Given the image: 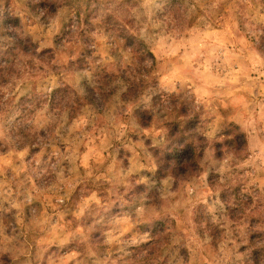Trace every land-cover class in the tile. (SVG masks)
I'll use <instances>...</instances> for the list:
<instances>
[{
    "label": "rangeland",
    "instance_id": "1",
    "mask_svg": "<svg viewBox=\"0 0 264 264\" xmlns=\"http://www.w3.org/2000/svg\"><path fill=\"white\" fill-rule=\"evenodd\" d=\"M0 264H264V0H0Z\"/></svg>",
    "mask_w": 264,
    "mask_h": 264
},
{
    "label": "trees",
    "instance_id": "2",
    "mask_svg": "<svg viewBox=\"0 0 264 264\" xmlns=\"http://www.w3.org/2000/svg\"><path fill=\"white\" fill-rule=\"evenodd\" d=\"M186 119L179 120L176 116L168 123L169 134L167 135L168 142L164 148L162 154H160V171L165 173L167 170L171 171L172 175L176 178L184 176L186 173H192L198 169L197 154L195 151V144L187 131L192 129V125L195 123L194 118L187 112V109L180 108L178 111ZM142 114H150L148 110H142L138 112L139 121L143 125H147L149 122L144 121ZM183 123V125H182ZM185 123V125H184ZM226 135V133H224ZM243 136V133L241 134ZM246 140L243 139V143Z\"/></svg>",
    "mask_w": 264,
    "mask_h": 264
}]
</instances>
